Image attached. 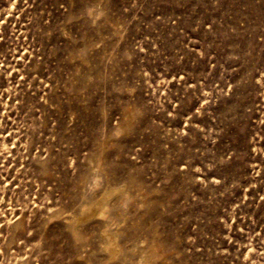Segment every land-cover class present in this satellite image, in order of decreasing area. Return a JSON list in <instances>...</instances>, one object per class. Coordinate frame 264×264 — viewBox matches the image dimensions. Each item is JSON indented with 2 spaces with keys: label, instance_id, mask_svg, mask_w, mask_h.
Instances as JSON below:
<instances>
[{
  "label": "rangeland",
  "instance_id": "rangeland-1",
  "mask_svg": "<svg viewBox=\"0 0 264 264\" xmlns=\"http://www.w3.org/2000/svg\"><path fill=\"white\" fill-rule=\"evenodd\" d=\"M0 264H264V0H0Z\"/></svg>",
  "mask_w": 264,
  "mask_h": 264
},
{
  "label": "bare ground",
  "instance_id": "bare-ground-1",
  "mask_svg": "<svg viewBox=\"0 0 264 264\" xmlns=\"http://www.w3.org/2000/svg\"><path fill=\"white\" fill-rule=\"evenodd\" d=\"M108 196H109V194H105L102 198H100V199H98L95 203H94V205L93 206H90V207H88V211L90 212V213H88V211L87 212H85V214H91V212L92 213H94V214H96V213H98L99 211L101 212V210H102V208H103V206L105 205V200L108 198ZM84 212V211H83ZM102 213V212H101ZM101 213H99V214H101ZM103 214V213H102ZM91 216V215H90ZM82 217V216H81ZM84 218H85V216H84ZM78 219H80V221H81V219L82 218H78ZM77 221H79V220H77ZM105 236H106V238H107V242H106V244H105V248H107L108 250H109V252L113 255V257H114V255L115 254H117V248L113 245V243H114V241H113V239H112V235L111 234H106L105 233ZM113 241V242H112Z\"/></svg>",
  "mask_w": 264,
  "mask_h": 264
}]
</instances>
